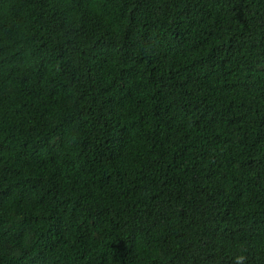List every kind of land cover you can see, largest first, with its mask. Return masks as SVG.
<instances>
[{"label":"trees","instance_id":"obj_1","mask_svg":"<svg viewBox=\"0 0 264 264\" xmlns=\"http://www.w3.org/2000/svg\"><path fill=\"white\" fill-rule=\"evenodd\" d=\"M0 264H264V0H0Z\"/></svg>","mask_w":264,"mask_h":264}]
</instances>
